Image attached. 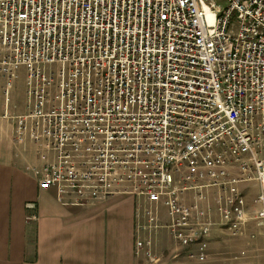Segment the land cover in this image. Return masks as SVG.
Instances as JSON below:
<instances>
[{
  "label": "built area",
  "instance_id": "obj_1",
  "mask_svg": "<svg viewBox=\"0 0 264 264\" xmlns=\"http://www.w3.org/2000/svg\"><path fill=\"white\" fill-rule=\"evenodd\" d=\"M223 1L0 0L4 105L25 71L23 113L2 116L33 145L25 169L64 206L132 197L146 264H202L212 229L241 235L242 183L264 226V0Z\"/></svg>",
  "mask_w": 264,
  "mask_h": 264
},
{
  "label": "crops",
  "instance_id": "obj_2",
  "mask_svg": "<svg viewBox=\"0 0 264 264\" xmlns=\"http://www.w3.org/2000/svg\"><path fill=\"white\" fill-rule=\"evenodd\" d=\"M13 80L11 87L13 86ZM0 77V264H146L133 252L134 201L111 196L85 207L64 206L53 189H40L26 165L37 162L33 145L12 141L14 109L2 100ZM11 91V88L10 90ZM247 203L242 234L214 228L202 264H264V226L253 216L260 208L254 199L256 182L242 183ZM35 202L37 219H27ZM243 252V253H242Z\"/></svg>",
  "mask_w": 264,
  "mask_h": 264
},
{
  "label": "rangeland",
  "instance_id": "obj_3",
  "mask_svg": "<svg viewBox=\"0 0 264 264\" xmlns=\"http://www.w3.org/2000/svg\"><path fill=\"white\" fill-rule=\"evenodd\" d=\"M217 3L224 5L223 0H217ZM19 76L16 78L11 91H9V105L14 104L15 111L23 110L25 106V71L23 68L19 69ZM164 213V211H162ZM151 264V263H147Z\"/></svg>",
  "mask_w": 264,
  "mask_h": 264
}]
</instances>
